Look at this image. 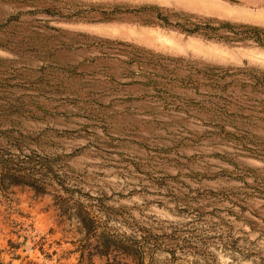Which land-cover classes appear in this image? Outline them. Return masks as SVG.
<instances>
[{
	"label": "rangeland",
	"instance_id": "obj_1",
	"mask_svg": "<svg viewBox=\"0 0 264 264\" xmlns=\"http://www.w3.org/2000/svg\"><path fill=\"white\" fill-rule=\"evenodd\" d=\"M225 23L264 30V0H0V125L72 205L0 194V264H86L78 204L97 238L182 230L264 264V47Z\"/></svg>",
	"mask_w": 264,
	"mask_h": 264
},
{
	"label": "trees",
	"instance_id": "obj_2",
	"mask_svg": "<svg viewBox=\"0 0 264 264\" xmlns=\"http://www.w3.org/2000/svg\"><path fill=\"white\" fill-rule=\"evenodd\" d=\"M160 24H169L166 17L160 16ZM207 30H216L205 26ZM220 28L234 30L232 37H223L230 42L252 41L264 47V30L250 26H231L228 23L220 24ZM195 29H185L188 33H197ZM8 41V42H7ZM4 41L0 38V47L10 46L14 40ZM5 110H1L0 115ZM16 133L18 136H14ZM0 194L4 197L12 187H26L36 195H47V190L53 191L54 206L62 214L68 213L72 208L69 196L63 197V181L56 174L46 157L24 148V138L19 135L15 127L3 130L0 125ZM81 227L84 230L83 244L80 245V259L86 264H93L91 258L104 259L105 264H177L179 261L199 264L198 257L202 258L203 264H212L205 251V239L193 234L184 235L182 230H171L166 232H155L154 230L140 227L136 228L134 236H126L121 239L97 238L96 230L98 222L90 218V213L85 207L78 204L77 214ZM108 219L110 216L107 214ZM103 238V239H102ZM94 240L95 245L90 243ZM164 256L162 260L159 257ZM191 256L192 261H186Z\"/></svg>",
	"mask_w": 264,
	"mask_h": 264
}]
</instances>
